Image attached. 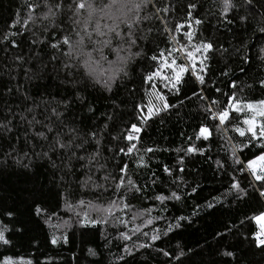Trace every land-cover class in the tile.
Listing matches in <instances>:
<instances>
[{
    "label": "snow or ice",
    "instance_id": "6c2138e0",
    "mask_svg": "<svg viewBox=\"0 0 264 264\" xmlns=\"http://www.w3.org/2000/svg\"><path fill=\"white\" fill-rule=\"evenodd\" d=\"M218 6V18L222 24L231 26L239 23L242 27H251L258 39H264V0H218ZM197 7V3H189L186 6V22L176 23L174 28H169L168 20L163 14L170 15L173 9L170 3L158 6L157 0H25L26 15L22 17L17 12L13 22L0 33V45H5V51L21 47L15 37L25 33L30 37L31 55L26 58L23 54H18L12 58L14 67L7 70L10 81L17 80L21 69L24 80L29 84L34 80H43L48 65L44 63L41 53L47 48L52 50L49 62L57 61L62 65L68 90L72 93L71 96L59 99L42 98L37 103L23 83H17L13 88L8 83L0 82V98L20 94L27 102L22 111L16 112L18 104L3 101L4 107L0 110V147L4 140L9 143L0 165L7 166L8 161L12 160L28 172L46 165L53 170V177L57 172L62 173L54 188L37 184L30 196L31 202L27 205L28 215L32 219L53 229L50 235L52 245L68 242V236L60 230L67 228L69 223L58 217L53 202L57 206L62 203L65 212L73 213L75 223L80 227L95 228L97 225H105L125 229L118 231L115 238L125 242L123 254L118 257V261H125L126 264V257L134 258L135 253L141 249L153 248L155 242L184 227V222L191 224L192 217L198 216L201 210H214L218 204L223 205L229 196L237 202H244L254 193L258 200H264V98L242 99L237 95L235 80H230L232 91L229 93H223L214 82L211 88L207 87L209 81L206 77L210 71L208 62L212 58L211 54L218 51L224 55L229 50L223 46L218 47L215 41L199 38L194 25L199 26L203 21L194 17ZM153 20L160 21L164 27L154 29L150 26ZM228 30L231 31V28ZM154 31L160 35L167 34L165 43L170 46L147 56L142 45L152 42ZM177 33L181 34L182 39L178 38ZM233 52L240 54L243 63L251 60L249 45L244 40L233 48ZM255 55L264 63V45L257 49ZM109 56H114V59H109ZM144 58L150 59L153 67L142 76L143 82L149 85V89L145 90L148 102L135 105L136 122H129L118 135H112L109 122L113 117L110 114H105L102 126L86 132L79 127L84 123L83 120L70 119V113L77 105L86 107L89 113L95 112L94 106L83 94L89 87L99 86L111 93L114 86L131 78L133 66ZM74 70L81 74V79H75ZM221 75L229 76V71L221 69ZM259 85L264 89V79L259 80ZM196 86H199L198 89ZM212 89L227 99L222 102L213 99L211 95H205L206 91L210 92ZM189 91L192 97L202 102L204 120L185 137L186 146L177 148L176 151L183 152L184 156H204L208 149L198 145L197 141L201 144L210 141L213 131L235 133V143L233 136L222 135L227 144L226 156L223 160L213 161L217 173L228 177L227 189L223 199L217 196L206 198L204 204L193 206L190 215L175 216L174 223L168 222L164 229L153 227L152 234L149 235L142 229L153 225L154 221L166 219L161 213L168 210V202L183 203L186 196L198 193L200 184H193L190 192L184 191V188L189 187L188 182L182 175L176 174L185 172L184 156L178 157L175 172L168 165L162 167L173 187H169L167 192L153 191L150 196L147 195L149 184H141L133 179L129 175L128 163L122 159L117 161L115 175L108 170V163L116 157H135L139 167L149 168L145 155L155 153L157 149L140 147L144 127L152 118L179 107L184 99H191ZM182 92L184 99H181ZM170 95L176 98L177 103L169 102ZM40 109L42 111H38ZM233 120L236 122L233 123ZM20 129L23 136L18 131ZM106 138L109 144L114 141L125 143L123 146L118 143L114 148L107 147ZM13 139L16 143H12ZM105 152L113 155L106 157ZM141 152L144 154L141 155ZM77 169L84 176L79 184L81 188H103L105 191L111 188L115 198L104 204H93L82 199L72 203L65 176L76 175ZM98 172L103 173L99 177L101 183L94 179ZM159 179L157 173L153 172L151 185H157ZM130 196L132 199L158 202L157 215H152L157 211L155 207L136 209ZM134 209L136 210L133 211ZM130 212L132 215L129 217ZM54 220L59 222L53 223ZM138 220L142 223H136ZM130 224L133 226L129 227ZM245 224L251 226V242L264 250V208L251 216L246 214L239 225L228 226L227 231L231 232L233 228ZM23 231L18 209L0 206V248L12 247L13 237ZM56 232L60 234L57 235ZM102 235L107 239V233ZM218 235L224 236L225 233ZM140 236L147 242L137 243L133 240V237L139 240ZM127 242H131V246ZM155 250L179 264H183L182 258L187 255L182 248L175 254L162 247ZM88 251L90 255H97L93 249ZM221 254L224 257L235 256L230 250ZM0 264L34 262L23 256L0 253Z\"/></svg>",
    "mask_w": 264,
    "mask_h": 264
},
{
    "label": "trees",
    "instance_id": "16d2710c",
    "mask_svg": "<svg viewBox=\"0 0 264 264\" xmlns=\"http://www.w3.org/2000/svg\"><path fill=\"white\" fill-rule=\"evenodd\" d=\"M24 2L25 0H0V33L13 22L17 12L22 17L26 15ZM192 2L198 5L197 9L194 10V17L203 21V24L199 26L194 25L199 38L215 41L218 47L223 46L229 50L224 55L218 51L211 54L212 58L208 62L210 71L206 77L209 81L207 87L211 88L214 82L223 93H229L232 91L230 80H235L238 86L237 95L242 99L257 100L264 98V89L259 85V80L264 79V63H261L255 55L257 49L264 45V39H258L253 34L251 27L245 28L239 23L231 26L222 24L218 18V0H157L158 6L163 7L170 3L173 9L170 15L163 14L168 20L167 26L169 28H174L176 23L186 22V6ZM150 26L154 29L164 27L157 20H153ZM228 28H231V31ZM176 35L182 39L181 34L177 33ZM152 37V42L142 45L147 56L154 54V51L170 46L165 43L167 34L160 35L154 31ZM15 39L17 43L21 44L19 49L8 48L5 51V45H0V82L8 83L13 88L17 83H23L27 92L35 98L37 103L41 102L42 98L51 99L55 97L59 99L63 96H71L72 93L68 90L62 65L57 61L49 62V55L52 50L47 48L41 53L44 63L48 65L43 80H34L29 84L24 80L21 69L17 80L10 81L7 70L14 67L12 58L18 54H23L26 58L31 55L28 34L17 36ZM241 40L249 45V55L251 56L249 63H243L240 54L233 52V48L238 47ZM109 59H114V56H109ZM152 67L153 62L150 59L138 60L137 64L133 66L131 78L122 80L118 86H114L111 93L100 89L99 86L96 88L89 87L83 94L87 96L88 102L94 106L95 112L89 113L86 107L77 105L72 109L70 119L83 120L84 123L80 124L79 127L86 132L97 126H102L105 123V114L107 113L113 117L112 121L109 122V131L112 135H118L129 122H136L135 105L148 102L145 90L149 89V85L143 82L142 76ZM221 69L229 71V76H222ZM73 75L75 79H81V74L75 70ZM196 87L198 89L199 86ZM205 95H211L213 99H219L222 102L227 99L221 93H216L214 89L210 92L206 91ZM188 96L191 99H184L182 92L181 99H184L182 105L152 118L144 127L141 133L140 147L157 149L155 153L145 155V160L150 165L149 168L139 167L135 157H116L115 160H109L108 170L114 175L117 174L116 163L122 159L123 162L129 164V175L133 179L141 184H149L148 196L152 195L153 191L163 190L167 192L169 187H173L170 178L162 171V167L168 165L175 172L178 168V157L184 156L183 152L178 153L176 149L186 146L185 137L190 135L192 129L204 120L201 110L202 102L196 97H192L191 91L188 92ZM4 100L13 105L18 104L19 107L15 108L16 112L22 111L27 103L20 94L4 96L0 98V110L4 107ZM169 102L177 103V100L170 95ZM38 111H42V109ZM235 122L233 120V123ZM18 131L23 136L22 129ZM222 135L233 136V142H236L235 133L222 134L213 131L210 141H204L202 144L199 141L196 142L208 149L205 155L184 156L185 172H176L188 182L189 187L184 188L185 192H190V187L199 183L201 187L198 189V193L193 196H186L183 203L168 202V210L161 213L166 219L154 221L153 225L144 227L143 231L151 235L153 227L164 229L168 222L174 223L173 217L190 215L193 206L204 204L206 198L210 199L212 196H217L223 199V194L227 189L228 177L222 173H217L213 163L214 160H223L226 156L227 144ZM8 143V140L2 142L0 160L4 159V152L8 150ZM12 143H16L15 139ZM118 143L123 146L125 142L114 141L109 144L108 139H105L107 147L114 148ZM140 154L143 155L144 153L141 152ZM112 155L110 152H105L106 157ZM52 171L45 165V167L34 169L33 172H28L14 164L12 160L8 161L7 166L0 165V206L17 208L19 220L22 221L24 228L22 233L13 237L14 245L7 249L0 248V253L30 258L34 264H125V261H118V257L123 254L122 248L125 242L115 238L118 231L125 230L122 227L113 228L105 225H97L95 228L80 227L75 223L73 213L65 212L62 203L57 206L53 202L58 217L69 222L67 228L60 230L68 236V242H61L54 246L50 243V235L53 229L42 222L37 223L28 215L27 205L31 202L30 196L36 185L43 184L54 188L55 184L59 182L62 173L57 172L53 177ZM228 171H231V168H228ZM153 172L157 173L160 178L157 185L150 183ZM102 175V172H98L94 179L101 183L99 177ZM83 179L84 176L79 169H77L76 175L65 176V180L69 183V199L72 203L82 199L86 202L91 201L93 204H104L109 199L115 198L111 188L107 191L103 188H81L79 184ZM130 201L136 205V209L155 207L157 211L152 213L153 216H156L159 211L158 202H153L150 199L137 200L130 196ZM262 208H264V200H258L254 193L244 202H237L229 196L224 204H218L216 209L201 210L198 216L192 217L191 224L184 222V227L169 233L161 241L155 242L153 248L141 249L135 253L134 258L126 257V264H169V261L170 264H179V262L165 258L158 253L155 250L157 247H162L174 254L178 253L179 248H182L187 253L182 258L183 264H264V250L251 242V226L245 224L239 228H233L231 232L227 231L228 226L239 225L240 220L246 214L251 216L255 211ZM128 215L130 217L132 212ZM57 222L59 221H53V223ZM136 223H142V221L138 220ZM132 226L129 225V227ZM102 233L108 234L107 239ZM218 233H225V235L220 236ZM56 234L59 235L60 232H56ZM133 240L137 243L147 242L143 236H140L139 240L133 237ZM127 243L131 246V242ZM89 249H93L97 255H90ZM226 250L233 251L234 258L224 257L221 254Z\"/></svg>",
    "mask_w": 264,
    "mask_h": 264
}]
</instances>
